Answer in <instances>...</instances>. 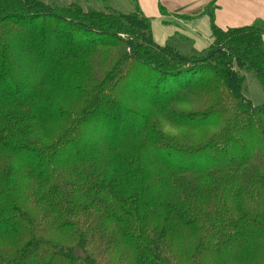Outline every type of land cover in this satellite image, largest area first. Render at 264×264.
<instances>
[{
	"label": "trees",
	"instance_id": "1",
	"mask_svg": "<svg viewBox=\"0 0 264 264\" xmlns=\"http://www.w3.org/2000/svg\"><path fill=\"white\" fill-rule=\"evenodd\" d=\"M54 9L42 0H0V150L5 151L0 172L8 173L6 162L11 154L19 153L34 186L31 197L39 206L36 213L25 209L11 178L0 180V238L8 245L0 251V264H109L103 251L113 242L111 232L116 240H130L128 247L135 249L133 264H172V258L174 264H201V258L209 264L208 257L222 258L219 255L225 249L232 251L227 259L235 255L238 242L264 243V100L255 105L244 85L249 73L264 89V26L225 31L213 25L214 42L207 52L184 53L170 45H157L149 20L139 11H85L74 1L63 8L62 17ZM56 16L65 21L62 31L71 35L70 47L58 48L55 39L43 35V29L53 31L55 24L37 22L43 17L59 20ZM6 23L18 24L26 33L30 27L31 40L25 38V43L31 49L25 53L31 66L41 64V81L34 89L16 79L21 51L9 52V39L14 38L6 36L10 30H2ZM123 34L126 39L116 38ZM87 35L107 38L101 45L96 42L97 48L120 51L109 72L96 83L92 79L90 87L91 83L76 76L82 58L98 56L89 40L94 37ZM38 43L50 44L47 58L36 50ZM64 72L72 89L90 95L76 110L54 105V113L65 126L53 141L42 145L34 133V105L41 87L50 85L57 73L61 80ZM208 91L210 103L190 110L177 106L187 93L205 97ZM119 98H144L149 109L143 113V104L128 107ZM160 116L177 126H220L204 142L187 146L162 132ZM98 118L111 119V139L73 154V141ZM62 155L70 157L69 166L57 162ZM148 160L165 171L167 178L160 184L171 182L177 190L174 198L162 202L161 210L163 220L180 222L187 238L196 241L194 249H185L186 261L183 256L177 263L179 255L166 252L159 240L146 234L148 229L159 230L156 221L164 229L162 220H148V208L135 218L137 199L149 188L142 170ZM68 167L76 168L73 177L60 182ZM196 175L213 179V186L195 192L191 178ZM115 180L135 181L137 186L124 192ZM201 194L210 197L209 206L189 203ZM77 196H81L79 201ZM104 224L111 226V232ZM57 235L68 237L72 244L55 239ZM102 242L109 245L102 246Z\"/></svg>",
	"mask_w": 264,
	"mask_h": 264
},
{
	"label": "rangeland",
	"instance_id": "2",
	"mask_svg": "<svg viewBox=\"0 0 264 264\" xmlns=\"http://www.w3.org/2000/svg\"><path fill=\"white\" fill-rule=\"evenodd\" d=\"M46 4H51L54 8V14L63 16V11H65L63 8H68L69 5H71V2H78L79 7L84 9L85 11H88L92 8L95 9H108L114 12H123V13H133L137 12L135 10H127L124 7H118L117 4L115 5L112 0H42ZM120 4V2H118ZM118 4V5H119ZM26 15V14H24ZM22 15V16H24ZM56 16L59 20H54L49 17H43L40 18L37 22H45V24L53 23L54 30L49 31L46 33L45 29L42 30L43 35H47L50 39H55L56 45H58V48H65L70 47V38L71 35L67 34L68 32L62 31L64 30L65 21L63 18ZM13 24V23H12ZM7 23L2 28V30H10L11 32H7L6 36L13 37L14 39H9V52L16 54L19 51H21L20 58L18 61L20 62V65L18 66L17 70V76L16 79L18 80V83L26 84L27 86H30L32 89H34L35 85L40 82V74L41 72L38 70L41 64L38 66H31L30 57L25 53V51L31 49L28 48V43L26 45L25 38H29L28 33L29 28H27V33L24 28H22L20 25H12ZM60 28V29H59ZM96 35H87L85 38H92L89 39L91 42H93L94 49H98L97 53L98 56L90 57L86 59V57L82 58V61L79 62V64L76 67V76L78 75V78L85 82L86 84L91 83V80L93 79L94 82L100 81V77L103 76V74L108 73L109 70L113 66V62L116 60V58L119 55V50L117 48H108L105 46H102L101 48H97V43L105 42L107 38L102 37H95ZM125 36V37H124ZM47 39L45 42H47L50 39ZM119 40H123L127 38V35L123 34L121 36L116 37ZM31 40V39H30ZM113 40V39H112ZM111 40V41H112ZM116 41V40H114ZM104 44V43H103ZM122 45V43H119ZM20 45L23 47H26V49H19ZM35 47H37V51H40L42 56L47 58L50 44H35ZM34 49V47L32 48ZM56 50H53L54 52ZM184 53H190L184 52ZM11 58V56H10ZM12 60V59H11ZM41 62H44V59H42ZM71 66V63L70 65ZM68 66V68H69ZM76 66V65H75ZM67 70V67L66 69ZM61 74V73H60ZM60 74L57 73L54 75L53 82L48 85L41 87L38 96L37 101L35 103L34 113L36 114V120L34 124L36 134V139L41 142L42 145L49 144L51 141H53L58 135L59 131L62 127L65 126L64 121L60 119L58 114L54 113V105L56 103H60L64 108H71V109H79L86 101V99L89 97L90 94H84L80 91H75L72 89V87L69 86V81L66 83L67 77L66 73L64 72V76L61 80H59ZM91 74V75H90ZM99 77V78H98ZM73 82V80H72ZM245 90L247 96L250 98V100L255 104L259 105L264 100V89L263 86L260 84L258 79L247 73L246 79H245ZM92 86V83L89 85V87ZM24 89H26L25 85H22ZM84 88V87H83ZM87 92L90 93L91 91L89 88L87 89ZM213 92V90H212ZM211 92V93H212ZM210 94L208 93L205 95V97L200 96L196 93H187L178 103L177 106L185 109L190 110L192 108H196L202 104L210 103L209 100H212V98H207L206 96ZM22 98V97H19ZM96 98V97H95ZM203 98V99H202ZM122 99V102L125 103L128 107H138L141 104H143L142 109L146 110L149 109L146 104H144V98H119ZM144 102V103H143ZM53 111V112H52ZM151 112V110H149ZM58 119V122H57ZM159 119V124L162 132L167 135L169 138L174 139L180 144L187 145V146H193L198 145L205 140H207L212 133L217 131L219 129L220 125H214L210 126L206 123H202L198 126L193 127H183V126H177L173 124L172 122L166 121L164 118L160 116L157 117ZM110 118H98V120L95 121V124L88 125L83 133V136L81 138H78L73 141L71 144L72 152L80 153L81 148L87 149L90 145H95L97 143H101L103 140L104 142H107L112 137V130L109 128L110 126ZM61 121V122H60ZM36 125V126H35ZM37 128L39 130H37ZM99 130L102 134H99ZM29 135L31 136V132H29ZM90 150V149H87ZM85 150V151H87ZM58 151V150H56ZM55 151V152H56ZM92 151V150H91ZM5 153L4 150H0V158ZM22 153V152H20ZM67 152L66 154H68ZM8 154V153H6ZM19 153H13L11 154L8 162H6V171L8 173L2 174L0 172V180L4 179V177L11 178V183L16 188L17 197L20 198L21 205L25 208L30 210L33 213H36V211L39 210V206L35 207L34 204V198H32V194L34 191V186L32 181L30 180V177L28 173L26 172V163H23L22 160H20V156H18ZM63 159L58 158L57 162H59V165H68L70 157H66L62 155ZM189 160V159H187ZM82 165V164H81ZM55 166H57L55 164ZM69 166V165H68ZM76 168H64L61 173L60 182H62L64 179L73 177L72 174L74 173L73 170ZM108 170H110L107 167ZM107 169L104 170V172L108 171ZM142 170H144L145 174H147V180L146 182L149 183V188L145 192V195L141 199H137V209L135 213V218H140L145 208L149 209V212L147 214L148 220L150 219H159L162 220V224L164 226V229L162 228L161 222L156 221V225L158 226L159 230L155 232L154 230L148 229L146 231V234H149L151 237H154L155 240H159L161 245L165 247L166 252L174 253L175 256L179 255V259H176L177 263L178 260L183 259L184 261L186 259H189L185 256V249L188 248L190 251L191 249H194L196 246V241L192 238H187L186 236V230L183 228L182 224L177 221L172 220H163L164 218V210H161V207L163 205V201L170 200L174 198V196L177 195V190L174 188V185L171 184V182H165L164 184H160L162 182L163 178H167V175L165 171L158 165H155L154 163H151V161L148 160V162L144 161L142 164ZM71 176V177H70ZM79 179H81L79 177ZM193 180V185L196 188V191H202L204 189H210L213 186L214 180L211 178H207L202 175H196L191 178ZM117 188L123 190L124 192H131L133 191L136 186L137 182H123V184L119 180H115ZM86 191V190H83ZM82 191V192H83ZM81 199V196L75 197V200L79 201ZM209 196L199 195L196 196L194 199H190L189 203L196 204L200 208H206V206L210 205L211 200H209ZM2 199H0V212L2 208ZM151 209V212H150ZM0 219H2V215H0ZM85 222H88V218H83ZM1 223L0 222V231H1ZM105 229L111 230V226L109 224H104ZM111 232V231H110ZM110 237L113 238V242L109 245L105 242H102V246L109 245V247H106L103 251V257H105V260L109 264H133L136 260H134V248L128 247V242L130 241L128 238H119L116 240L111 233L108 234ZM87 233L84 232L83 237H86ZM55 239L60 240L63 243L66 244H72L71 241H69L68 237L64 236H54ZM144 238V237H143ZM262 241L256 242L253 241L249 244H237L235 249L238 248V252L236 251V254L231 256L229 259H227L230 254L232 253L231 250L225 249V251L219 255V256H226L225 258H214V257H208L209 264H264V243H261ZM8 249V245L1 241L0 238V251ZM170 256V254H169ZM137 259H139L137 256H135ZM186 258V259H185ZM206 261V258H201L200 263L203 264ZM172 264H174L173 258L171 259ZM185 262L180 264H184ZM179 264V263H178ZM197 264V263H196Z\"/></svg>",
	"mask_w": 264,
	"mask_h": 264
},
{
	"label": "crops",
	"instance_id": "3",
	"mask_svg": "<svg viewBox=\"0 0 264 264\" xmlns=\"http://www.w3.org/2000/svg\"><path fill=\"white\" fill-rule=\"evenodd\" d=\"M112 1L118 7L141 12L150 22L157 45H170L182 52H207L214 42L213 25L225 31L264 26V0Z\"/></svg>",
	"mask_w": 264,
	"mask_h": 264
}]
</instances>
